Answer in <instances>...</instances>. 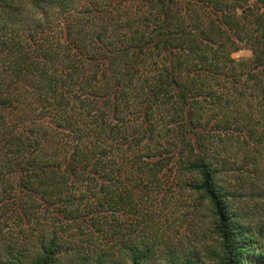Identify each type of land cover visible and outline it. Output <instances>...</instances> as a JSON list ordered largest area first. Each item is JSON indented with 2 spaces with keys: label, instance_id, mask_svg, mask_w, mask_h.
<instances>
[{
  "label": "trees",
  "instance_id": "obj_1",
  "mask_svg": "<svg viewBox=\"0 0 264 264\" xmlns=\"http://www.w3.org/2000/svg\"><path fill=\"white\" fill-rule=\"evenodd\" d=\"M211 262L264 264V0H0V264Z\"/></svg>",
  "mask_w": 264,
  "mask_h": 264
},
{
  "label": "rangeland",
  "instance_id": "obj_2",
  "mask_svg": "<svg viewBox=\"0 0 264 264\" xmlns=\"http://www.w3.org/2000/svg\"><path fill=\"white\" fill-rule=\"evenodd\" d=\"M232 55H233V57H235L236 59H247V58H249V57L251 56V52H250V50H248V49H246V48H242V49H240V50L234 52ZM254 207H256L254 201H251V202L248 203V205H247V208H253V209H254ZM204 227H205V226H204ZM200 231H201L200 227H197V229L194 230L193 232L190 231V232H189V236H190L191 240H193L194 237H195V240H196V239H197L196 235H197V236H201V233H202V232H200ZM204 232H205V231H204ZM198 234H199V235H198ZM204 234H205V233H204ZM208 264H217V263H215V262H211V263H208Z\"/></svg>",
  "mask_w": 264,
  "mask_h": 264
}]
</instances>
